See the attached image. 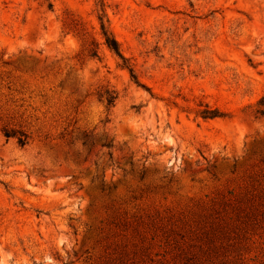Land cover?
<instances>
[{"label": "rangeland", "instance_id": "rangeland-1", "mask_svg": "<svg viewBox=\"0 0 264 264\" xmlns=\"http://www.w3.org/2000/svg\"><path fill=\"white\" fill-rule=\"evenodd\" d=\"M263 90L264 0H0V264H264Z\"/></svg>", "mask_w": 264, "mask_h": 264}, {"label": "trees", "instance_id": "trees-1", "mask_svg": "<svg viewBox=\"0 0 264 264\" xmlns=\"http://www.w3.org/2000/svg\"><path fill=\"white\" fill-rule=\"evenodd\" d=\"M49 6V5H48ZM96 20L98 23V33L101 37L102 44L117 58L121 60V66L126 68L130 79L137 85H139L137 81L136 74L131 64L128 63L127 59L123 57L120 52L119 45L114 38L108 27V19L104 12V4L99 1L98 9L96 12ZM90 55H96L94 50H91ZM103 98L106 105H111L114 99V94L111 91L104 90L98 94ZM199 109L196 111L197 115L203 119L207 118H215V117H223L225 113L219 111L217 108H211L207 105V103H198ZM252 113L254 117H261L264 115V90L259 95V97L255 100L253 104ZM0 132L6 138L13 137L16 143L19 146H23L27 142V135L24 131L19 128L7 127L6 124H0ZM82 146L84 142H81ZM102 146H109V143L104 142L101 144ZM90 150V147L87 148V152ZM109 155V154H108Z\"/></svg>", "mask_w": 264, "mask_h": 264}]
</instances>
